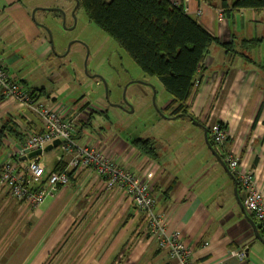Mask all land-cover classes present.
<instances>
[{"label":"crops","instance_id":"crops-1","mask_svg":"<svg viewBox=\"0 0 264 264\" xmlns=\"http://www.w3.org/2000/svg\"><path fill=\"white\" fill-rule=\"evenodd\" d=\"M39 1L0 0V16L9 17L0 27V35L6 30L14 32L15 28L23 31L37 62L50 63L54 51L47 32L32 20L27 9L28 5L36 6ZM221 1L212 0V4H208L204 0H191L192 10L200 11L197 18H192L221 43H229L233 38L235 44L232 52L217 44L209 48L196 78L198 87L189 99L190 114L202 124L196 125L202 134L203 126H209L204 124L205 118H213V122L220 120L226 125L228 138L224 153L219 157L228 169L227 158L236 155L244 168L254 171L264 193V10L238 9L220 14ZM225 1L230 4L233 0ZM242 40L255 41L248 48L241 44ZM0 57L12 78L35 88L29 85V76L22 67L14 74L9 72V67H13L21 56L0 54ZM40 98L56 108L72 109L54 97ZM86 108H89L88 104ZM91 111L90 124L78 127L77 136L83 143L111 145L116 150L113 157L120 163H131L138 172L155 165L162 169L153 186L154 212L165 216L167 233L181 235L192 250L194 264H264V244L256 239L245 214L253 217L245 209V214L242 213L238 204V200L242 203L239 197L242 198L243 193H238L237 185L235 196L230 172L225 171L209 149L204 134V145L210 158L203 164H193L195 168L190 172L184 167L178 173L174 166L179 156L171 149L163 154L159 152L157 139H154L157 157L151 159L131 145L130 141L138 136L121 137L109 131L110 128L94 126L92 121L96 115L94 110ZM5 123H12L22 139L24 129L39 131L42 127L40 119L28 108L0 94V128ZM193 133L198 137L197 131ZM20 138L4 131L0 149H6L0 154V166L13 154L25 153ZM55 164L46 166L47 170ZM75 175V181L69 179L67 184L58 185L50 197L33 208L10 198L6 190L0 189V217L8 211L7 204H12L14 219L22 215L25 224L36 226L32 220L38 217L44 221L43 229L62 230L61 241L55 238V241L43 243L32 237L23 240L16 258L30 255L36 262L40 249L62 248L57 255L61 261L66 260V264H175L144 229V213L130 210L128 198L122 192L107 190L103 179L91 169H83ZM254 222L260 234V225L256 220ZM230 251H243L245 257L238 259Z\"/></svg>","mask_w":264,"mask_h":264},{"label":"rangeland","instance_id":"rangeland-1","mask_svg":"<svg viewBox=\"0 0 264 264\" xmlns=\"http://www.w3.org/2000/svg\"><path fill=\"white\" fill-rule=\"evenodd\" d=\"M35 4L41 9L31 5L27 9L30 14L33 13L35 23H43L48 32L45 34L51 38L54 56L50 63H38L34 51L29 50L30 45L23 31L17 28L14 32L6 30L0 35V54L5 57L9 54L21 56L13 67H9L10 74L22 67L29 76V85L44 89V98L54 97L73 110L83 109L88 104L89 109L95 111L94 126L110 128L109 131L121 137L157 139L159 152L163 154L171 149L179 156L174 166L178 173L184 167H188L190 172L195 168L193 164H203L210 158L203 134L193 121L167 115L165 107L171 97L160 80L144 73L114 40L88 19L83 7L78 6L73 17L74 0H41ZM3 17L6 16H0V27L9 20V17ZM49 66L52 68L48 69ZM203 121L210 126L214 119L205 118ZM194 131H197L198 137H195ZM5 149L1 148L0 154ZM61 154V149L55 147L39 156L44 165L52 166ZM158 170L162 172V169ZM46 175L42 176L44 180ZM0 189L3 188L0 186ZM29 205L32 208L36 206ZM7 210L0 217V264H66L67 261H61L57 255L62 248L40 249L36 262L30 255L21 256L20 260L16 258L23 240L32 237L43 243L55 241V238L61 241L62 230L43 229L41 225L44 221L38 217L32 220L37 223L36 226L27 225L28 222L25 224L22 215L14 219L12 204H7Z\"/></svg>","mask_w":264,"mask_h":264},{"label":"built area","instance_id":"built-area-1","mask_svg":"<svg viewBox=\"0 0 264 264\" xmlns=\"http://www.w3.org/2000/svg\"><path fill=\"white\" fill-rule=\"evenodd\" d=\"M172 5L180 6L186 14L194 18L199 16V10H192L191 0H171ZM222 14V9H218ZM0 94L9 101L28 108L42 123L39 131L23 130L22 152L17 159L12 156L0 166V186L6 190L12 199L23 203L39 206L58 185L68 183L69 170L75 174L83 169H91L103 179L107 190L122 192L128 198V207L133 211L144 213V229L156 241L158 248L169 254L175 264H194L191 259L192 250L183 242L177 232H166L165 216L155 214V196L153 186L156 173H161L157 166L146 168L142 172L134 169L129 162L120 163L113 157L116 150L111 145L83 143L77 136L79 122H85L89 117L85 109L62 110L41 100L33 88L22 81L12 78L6 70V63L0 57ZM212 137L213 151L221 156L228 131L221 128L215 121L207 127ZM58 139L62 154L56 163L58 169L47 170L40 156L30 160H22L21 155L30 151L43 149L53 140ZM115 150V151H114ZM66 159V160H65ZM227 166L242 191L243 207L264 229V193L258 183L254 171L244 168L236 155L227 158ZM158 170V171H157ZM46 173V180L42 176ZM42 185V186H41ZM238 259H244L243 251H230Z\"/></svg>","mask_w":264,"mask_h":264},{"label":"trees","instance_id":"trees-1","mask_svg":"<svg viewBox=\"0 0 264 264\" xmlns=\"http://www.w3.org/2000/svg\"><path fill=\"white\" fill-rule=\"evenodd\" d=\"M78 1L91 22L114 40L144 73L156 76L160 80L171 97L165 107L169 117L177 114H182L179 117L188 115L192 117L189 99L193 90L198 87L196 78L209 48L217 44L226 51H233L235 44L233 38L229 43H221L217 37H213L195 19L186 14L182 7L172 5L171 0ZM204 1L212 4V0ZM219 8L224 14L238 9L264 10V0H233L230 4L222 0ZM40 27L44 28L42 25ZM254 41L242 40L241 44H246L250 48ZM33 90L40 97L45 93L43 88ZM91 116L92 114L81 124L82 127L90 124ZM217 122L221 128L227 130L222 121ZM11 128L13 129L12 123L2 125L0 142L4 131L12 132L14 136L20 138L16 133L17 128L13 129L14 132L10 131ZM207 140L213 147L209 130ZM130 142L145 156L151 159L157 157L158 147L154 139L136 137ZM12 159H17V155H13ZM60 166L56 163L54 168L58 169ZM74 176L75 170H69L68 181L69 179L75 181ZM239 191L242 192L238 185V193ZM243 196L239 197L241 201ZM260 235L264 236V229L261 226Z\"/></svg>","mask_w":264,"mask_h":264},{"label":"water","instance_id":"water-1","mask_svg":"<svg viewBox=\"0 0 264 264\" xmlns=\"http://www.w3.org/2000/svg\"><path fill=\"white\" fill-rule=\"evenodd\" d=\"M78 6H79V1H78V0H75L74 7H73V9H72V11H71V15H72L73 17H74V11H75V9H76ZM35 9H41V8L36 7ZM31 18H32V20H33L34 22H36L35 19H34L33 13L31 14ZM37 24H38V23H37ZM39 25H42V24H39ZM47 33H48V32H47ZM48 38H49V42L51 43V38H50V36H48ZM180 115H182V114L174 115V116L171 117V118H176V117H179ZM187 117L190 118L191 121H193V123H194L195 125H197V126H201V125H202L200 122H198L197 120H195V119L192 118L191 116L188 115ZM207 130H208L207 127L203 126V134H204V138H205L206 142L208 141V140H207V132H208ZM207 143H208V142H207ZM58 144H59V140H58V139H55V140H53V142H52L51 144H48V145L45 146L43 149H36V150L30 151L26 156L22 157V160H28V159H30V158H32V157H34V156H39L43 151L51 150L52 148L57 147ZM208 146H209V149L212 151V153L215 155V157H217V159L220 161V163H221V165L223 166V168L225 169V171L229 173V170L226 168L225 163L221 160V158H220L218 155L215 154V152L213 151L212 146H210L209 144H208ZM230 176H231L232 181H233V185H234L233 189H234V194H235V196H236V195H237V185H238V183H237V180L235 179V177H234L232 174H230ZM238 204H239V206H240V208H241L242 213L245 214V210H244L243 204H242L239 200H238ZM245 216H246V218L248 219V221L250 222V224L252 225V228H253L254 235H255L256 239H258L259 241H261V242L264 244V239L260 236V234H259L258 231H257V229H258V225H256V223L254 222V220H253L252 218H250L248 215L245 214Z\"/></svg>","mask_w":264,"mask_h":264},{"label":"flooded vegetation","instance_id":"flooded-vegetation-1","mask_svg":"<svg viewBox=\"0 0 264 264\" xmlns=\"http://www.w3.org/2000/svg\"><path fill=\"white\" fill-rule=\"evenodd\" d=\"M79 109H82V108H79ZM84 109L88 112V114L90 115L92 112H91V109L89 108H86V105L84 106ZM174 116V115H173ZM173 116H170V117H173ZM190 119V118H188ZM191 120V119H190Z\"/></svg>","mask_w":264,"mask_h":264}]
</instances>
